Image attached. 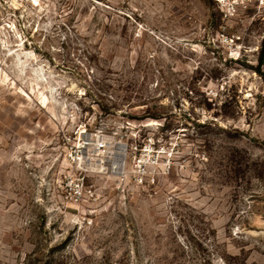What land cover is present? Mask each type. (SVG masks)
Returning <instances> with one entry per match:
<instances>
[{"label":"rangeland","instance_id":"374dc122","mask_svg":"<svg viewBox=\"0 0 264 264\" xmlns=\"http://www.w3.org/2000/svg\"><path fill=\"white\" fill-rule=\"evenodd\" d=\"M239 2L0 4V264H264V3ZM82 125L149 144L157 183L97 166L69 201Z\"/></svg>","mask_w":264,"mask_h":264},{"label":"built area","instance_id":"2783aa9c","mask_svg":"<svg viewBox=\"0 0 264 264\" xmlns=\"http://www.w3.org/2000/svg\"><path fill=\"white\" fill-rule=\"evenodd\" d=\"M54 0H0L4 8L13 11L35 9L48 6ZM226 16H233L240 6L239 0H217ZM261 4L264 0H259ZM62 147L70 171L62 177L65 197L73 203H82L95 197V188L87 183L86 176L97 166L106 172L116 174L121 180L132 181L135 185L149 187L157 183L161 171L158 169V157L150 151L149 144L135 146L131 155L125 148L123 165L115 163L114 145L107 139L102 129L90 130L87 125L78 128L76 135H64ZM103 158H99V155Z\"/></svg>","mask_w":264,"mask_h":264},{"label":"bare ground","instance_id":"6f19581e","mask_svg":"<svg viewBox=\"0 0 264 264\" xmlns=\"http://www.w3.org/2000/svg\"><path fill=\"white\" fill-rule=\"evenodd\" d=\"M125 155V147L123 144H118L116 149V159L115 163L117 167H121L123 165Z\"/></svg>","mask_w":264,"mask_h":264},{"label":"trees","instance_id":"16d2710c","mask_svg":"<svg viewBox=\"0 0 264 264\" xmlns=\"http://www.w3.org/2000/svg\"><path fill=\"white\" fill-rule=\"evenodd\" d=\"M264 60V42H263V48H262V56H261V64L263 63ZM156 116V115H155Z\"/></svg>","mask_w":264,"mask_h":264}]
</instances>
